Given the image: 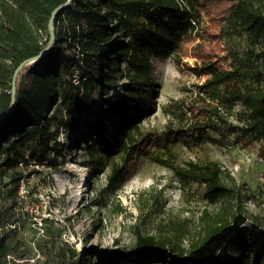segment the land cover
Here are the masks:
<instances>
[{"label":"trees","instance_id":"1","mask_svg":"<svg viewBox=\"0 0 264 264\" xmlns=\"http://www.w3.org/2000/svg\"><path fill=\"white\" fill-rule=\"evenodd\" d=\"M67 1L0 0V116L11 102L14 71L26 64L17 75L12 110L0 120V264L10 258L28 264L20 249L26 236L17 213L24 177L18 165L27 152L36 163H47L61 128L78 134L84 166L106 170L109 188L124 181L140 156H149L206 202L196 217L158 223L153 232L137 229L133 248L114 251L111 261L134 256L163 257L169 264H234L222 253L233 234L264 264L260 226L233 233L232 225L247 220L235 182L223 178L215 161L180 165L174 152L178 144L264 146V0H71L54 16L49 50L35 59L50 42L52 11ZM204 19L208 29L200 26ZM225 25L229 33L245 34L248 47L222 51ZM199 28L216 42L193 45L200 64L190 66L178 54ZM154 55H173L181 72L204 77L186 97L166 104L160 133L143 128L156 112ZM238 103L243 110L232 121ZM39 231L44 264H80L61 224L44 217Z\"/></svg>","mask_w":264,"mask_h":264},{"label":"rangeland","instance_id":"2","mask_svg":"<svg viewBox=\"0 0 264 264\" xmlns=\"http://www.w3.org/2000/svg\"><path fill=\"white\" fill-rule=\"evenodd\" d=\"M208 24L210 22L204 19L200 26L208 29ZM214 26L211 24V28ZM226 29L227 32L228 26ZM203 30L199 28V36L182 46L178 54L182 63L200 64L192 51L196 43L215 44L216 41L205 37ZM219 45L222 51L229 48L242 51L248 47L245 34L229 32L222 36ZM151 63L157 84V105L156 112L143 121V128L160 133L168 119L163 112L166 104L171 99L186 97L193 83L202 82L204 77H197L185 68L181 72L173 55H154ZM118 92L119 89H115L112 95ZM242 110L238 103L229 115L230 120H236ZM85 119L87 121L88 116ZM84 130L83 126L81 131ZM77 135L61 128L55 140L56 152L50 154L47 163H36L27 152L18 165L24 175L17 209L25 220L26 243L20 248L23 261L44 264L39 228L42 218L48 217L64 227L63 238L80 252V264H169L163 257L136 260L130 256L126 260L111 261V254L131 250L137 229L153 232L158 223L196 217L206 206L201 194L191 189L186 192L171 169L153 162L149 156H140L129 168L124 181L111 189L106 183V170L95 173L84 166L82 144L75 141ZM174 152L180 165L189 161H215L223 170V178L235 182L247 220L232 225L233 233L242 226L257 225L264 233V146L261 143L253 142L247 148L205 143L192 149L178 144ZM232 235L224 243L223 259L234 264H261L248 247L243 248V238L233 239ZM13 259L10 258L9 264Z\"/></svg>","mask_w":264,"mask_h":264},{"label":"water","instance_id":"3","mask_svg":"<svg viewBox=\"0 0 264 264\" xmlns=\"http://www.w3.org/2000/svg\"><path fill=\"white\" fill-rule=\"evenodd\" d=\"M70 1H71V0H68L64 5H59L56 9H54V10L52 11V15H51V17H50V19H49V22H48L49 31H50V34H51L50 42L44 47V49L41 51V53H40L35 59L41 57L43 54H45V53L49 50V48H50V46H51V44H52V42H53V37H54V35H53V26H52V25H53V19H54V16H55V14H56V13H57L62 7L68 5V4L70 3ZM35 59H34V60H35ZM25 65H26V64H24V65H19V66L15 69V71H14V73H13L12 81H11V92H12V94H11V102H10V104H9L8 109L4 112L3 115L0 116V120L3 119V118L6 116V114L9 113V112L12 110V107H13V104H14V101H15L17 75H18V72H19V70L21 69V67H22V66H25Z\"/></svg>","mask_w":264,"mask_h":264},{"label":"bare ground","instance_id":"4","mask_svg":"<svg viewBox=\"0 0 264 264\" xmlns=\"http://www.w3.org/2000/svg\"><path fill=\"white\" fill-rule=\"evenodd\" d=\"M87 175H88V172L85 174V177H87Z\"/></svg>","mask_w":264,"mask_h":264}]
</instances>
